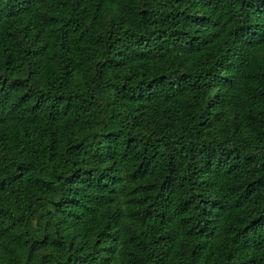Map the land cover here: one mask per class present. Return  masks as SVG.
Wrapping results in <instances>:
<instances>
[{
	"label": "trees",
	"instance_id": "obj_1",
	"mask_svg": "<svg viewBox=\"0 0 264 264\" xmlns=\"http://www.w3.org/2000/svg\"><path fill=\"white\" fill-rule=\"evenodd\" d=\"M0 264H264V0H0Z\"/></svg>",
	"mask_w": 264,
	"mask_h": 264
}]
</instances>
